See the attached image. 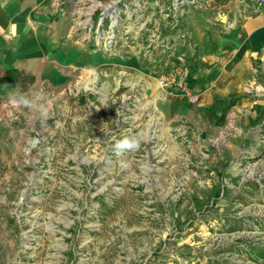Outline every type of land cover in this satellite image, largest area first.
I'll return each instance as SVG.
<instances>
[{
  "label": "rangeland",
  "instance_id": "374dc122",
  "mask_svg": "<svg viewBox=\"0 0 264 264\" xmlns=\"http://www.w3.org/2000/svg\"><path fill=\"white\" fill-rule=\"evenodd\" d=\"M263 3L48 0L79 44L132 52L146 72L82 67L70 83L38 87L48 115L12 104L0 113V264H264V112L246 142L258 153L233 160L229 135L204 139L152 100L159 91L197 105L191 31L203 27L193 22L225 32ZM241 90L264 107V60ZM135 134L139 150L117 157L113 138Z\"/></svg>",
  "mask_w": 264,
  "mask_h": 264
},
{
  "label": "crops",
  "instance_id": "0c3cea01",
  "mask_svg": "<svg viewBox=\"0 0 264 264\" xmlns=\"http://www.w3.org/2000/svg\"><path fill=\"white\" fill-rule=\"evenodd\" d=\"M237 23L222 32L213 21L193 22L203 27L191 31L199 43L200 67L194 68L190 81L201 93L197 105L159 91L152 97L162 119L182 118L204 139L229 135L224 155L233 160L244 149L259 151L246 142L253 140L252 127L264 107L252 104L241 88L253 77V66L264 60V3ZM68 25L51 14L48 0H0V113L11 105L9 93L35 91L44 83L61 87L74 81L82 67L96 68L108 77L113 76L111 69L118 74L115 67L138 75L146 72L132 52L110 57L89 43L79 44ZM241 110L244 116L237 118Z\"/></svg>",
  "mask_w": 264,
  "mask_h": 264
},
{
  "label": "clouds",
  "instance_id": "9594fccd",
  "mask_svg": "<svg viewBox=\"0 0 264 264\" xmlns=\"http://www.w3.org/2000/svg\"><path fill=\"white\" fill-rule=\"evenodd\" d=\"M16 88L20 89L19 85ZM9 100L12 105L36 111L42 117L48 115L50 98L42 86L35 91L29 88L27 92H21V90L11 92L9 93ZM113 139L115 142L112 145V150L117 157H124L126 153L138 151L142 143L140 134L126 135L121 139ZM120 163L123 168L128 167V163L125 160L121 159Z\"/></svg>",
  "mask_w": 264,
  "mask_h": 264
},
{
  "label": "built area",
  "instance_id": "2783aa9c",
  "mask_svg": "<svg viewBox=\"0 0 264 264\" xmlns=\"http://www.w3.org/2000/svg\"><path fill=\"white\" fill-rule=\"evenodd\" d=\"M85 27V26H84ZM120 28V26H118V28H117V30ZM114 31H115V29H114ZM120 31V30H119ZM116 33V32H115ZM122 35V34H121ZM124 35V34H123ZM116 34H111V36H110V38H109V44H111V42H112V40H113V43H114V45L116 46L117 45V43H115L114 41H116ZM163 84V83H162ZM160 85H161V83H160ZM162 86V85H161ZM176 92H178V90L176 91ZM179 93V92H178ZM175 94V93H174ZM180 95H183V94H187L188 96H190L188 93H187V91L185 90V88L183 89V91H181L180 93H179ZM176 95V94H175ZM192 100H195L194 98H192L190 101H192Z\"/></svg>",
  "mask_w": 264,
  "mask_h": 264
}]
</instances>
